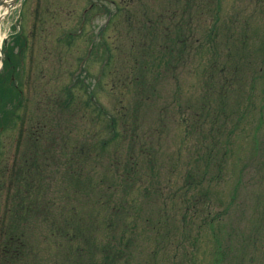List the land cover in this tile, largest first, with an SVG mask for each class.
I'll list each match as a JSON object with an SVG mask.
<instances>
[{"label": "rangeland", "instance_id": "rangeland-1", "mask_svg": "<svg viewBox=\"0 0 264 264\" xmlns=\"http://www.w3.org/2000/svg\"><path fill=\"white\" fill-rule=\"evenodd\" d=\"M190 2L192 10L188 0H23L2 19L0 177L5 167H11L14 157L27 149L28 131L44 95H58L67 101L66 88L73 87V100L54 111V125L62 135L55 142V163L46 170L45 178L36 179L38 189L29 198L37 197L39 203L54 202L55 207L36 214L21 212L17 215L22 218L19 225L15 213L6 216L11 228L28 233L29 250L20 264H105L109 252L104 248L111 242L123 249L120 264H264V83L257 81L255 91L250 90L251 79L264 62V0ZM167 11L172 19L158 24L159 15ZM216 11L217 22L213 23ZM211 31L214 43L231 48L227 51L231 59L242 67L244 84L239 93L245 97L250 94L254 106L231 122L228 133L218 136L219 143L228 150L227 165L218 181L207 184L209 195L202 199L214 208L212 217L218 214L216 218L220 219L201 228L195 222L183 226L180 219L169 216L166 229L170 234L162 237L147 222L149 216L160 214L158 194L149 197L144 190L129 192L124 187L108 191L109 186L120 184L110 167L114 153L122 158L134 144L122 142L121 134L110 139L108 118L98 119L85 106L89 105L91 91H95L109 108L121 96L130 106L140 107V137L154 127L164 132L156 154L157 169L146 164L152 179L148 188L169 184L181 189L186 174L197 173L193 170L196 151L200 145L202 150L212 136H201L200 142L182 122L185 111H195L200 99H208L211 46L202 49L198 45ZM184 32L193 33L201 43L194 44L193 52L178 61L176 50L183 46L177 43V37ZM23 45L22 55L11 53L9 57L7 48L16 53ZM174 47L175 52L170 53ZM5 58L12 64H6ZM129 71L152 86L142 90L135 79L125 88L114 90L115 77ZM100 73H104L102 79ZM216 79L222 83L218 73ZM17 84L22 95L14 89ZM238 94L236 86L232 93L236 105ZM213 101L209 100L212 106ZM109 111L111 116L113 111ZM85 113L89 117L83 121ZM95 132L98 138L92 140ZM87 138L93 141V154L81 161V170L73 172L67 168L68 160L75 146L92 142ZM153 139L156 141L157 135ZM104 142L106 147L102 146ZM136 151L134 146L132 152ZM201 164L205 166L207 161L201 160ZM207 169L217 170L212 164ZM13 192L0 188V221L9 208L21 211L22 204L17 208ZM104 192L107 200L102 206L97 199ZM192 193L197 195L199 189L194 188ZM22 201L27 200L24 197ZM115 201L123 204L124 211L114 214ZM176 201L183 208L176 213L181 217L185 205L180 197ZM63 207L66 213L60 211ZM130 209L136 212L133 218L126 217ZM169 210L174 213L176 208L170 204ZM197 210L199 219L208 211L203 204ZM65 214L72 217V226L81 235L72 242L54 228L55 221L65 223ZM113 215L116 220H112L121 225L117 233L112 232L114 225L109 227ZM171 237L182 243L179 250L176 244L167 243Z\"/></svg>", "mask_w": 264, "mask_h": 264}, {"label": "trees", "instance_id": "trees-1", "mask_svg": "<svg viewBox=\"0 0 264 264\" xmlns=\"http://www.w3.org/2000/svg\"><path fill=\"white\" fill-rule=\"evenodd\" d=\"M188 0L189 9L192 10V4ZM203 4V3H202ZM207 5L208 4H204ZM206 10V8H204ZM166 12L165 15H159L158 24L161 25V22L171 20V13ZM178 13L175 12L174 15ZM217 11L212 15V22H217ZM180 29V27H177ZM179 33L177 43L181 44L183 47L181 50H176L170 48L169 52H175L178 57V61H182L185 59V55L188 52L189 55L194 50V44H200L201 41L197 38L193 33L189 32L188 34ZM213 31L207 34V38L202 41L198 47H202L204 49L206 46H211L210 59L207 61L210 63L208 68L209 77L208 84L209 87V95L208 99H200L197 103L198 108L192 112L185 111L183 113V124H186V128L191 132V136H196L197 140L201 142V136L206 137V135H212L203 149L201 150V146H199L196 151V158L194 159L193 170H197V173H190L188 176L186 174L184 184L181 189L170 187V185L165 184L163 186L157 188H148V183L151 179V173L148 172L146 164L152 170L157 169L156 165V154L159 149V141L163 138V131L159 128L154 127L144 134V137H140L139 129L141 128L140 123V107L134 105L130 106L126 99H123L122 96L119 98L118 102L112 107H107L100 99L97 97L95 91H91L90 96L88 97L87 103L90 107L91 113H95L97 118L100 119L102 117L108 118V125L112 131L111 138H114L116 135H123L122 142L134 144L136 152L131 151L123 156L122 158L118 156V154L114 153V157L110 161V167L115 170L116 176L120 178V184L116 183L112 186H109L108 191L118 190L119 187H124L129 192H137L138 190H144L145 195L149 197H153L154 194L159 195V199L161 201L159 208V215L155 218L154 216H149L147 218L148 225L152 228L156 229L157 235H161L164 237L165 235H169V230L166 229L167 217L172 216L174 220L180 219V223L183 226H186L190 223L197 224L201 228L204 225H213L214 221H218L220 217L217 214L216 217H212V213L215 211L214 208L209 205L208 201H204L203 197H208V188L207 184L212 183L214 180L218 181L223 173L224 169L227 165L228 160V150L224 149V146L219 143L218 136L223 132V135L227 132V129L231 122L235 121L242 116L245 109L254 106V100L250 94L242 95L240 90L243 86L244 77L240 76L242 72V67L239 65V62L235 63L231 59L230 54L227 52L231 50V48H220L217 43H214L212 38ZM209 36V37H208ZM212 38V39H211ZM23 43V42H20ZM165 50V47H163ZM201 49V50H202ZM7 54L11 58L12 54H20L24 53V45L19 47L18 51L14 53V49L9 50L6 49ZM200 50V51H201ZM199 51V52H200ZM175 59V58H174ZM6 64H12L11 59L8 60L5 58ZM109 61V58L106 59L105 64ZM237 65V66H235ZM173 67V66H172ZM16 68L13 67L10 71H14ZM237 72V76L233 75L232 72ZM217 73L222 76L221 81L216 82ZM100 79L104 77V73H100L98 76ZM117 78V79H116ZM137 79L140 82V88L142 90H146L148 86H152L144 84V80H141V75L136 76L132 75L131 71L122 74V76H116L112 86L114 90L118 88H125L129 84ZM257 81H262L264 83V62L260 64L258 71L251 79V88L250 90L255 91V85ZM213 84V87H211ZM17 84L14 87L15 90L18 88V92L21 94V89ZM237 86V105L235 104L234 95H232L234 89ZM73 87L70 85L66 89L67 92V101L66 99H62L61 96L52 95L50 97H44L40 100V107H37V111H39L38 116H33L34 120L32 122V128L28 131V144L27 149L23 152L22 155L15 156L13 159V164L11 167H5L2 172L3 177L7 176V179L4 180L3 177H0V188L5 187V189H14L13 197L17 200V208L19 204H22L21 211L17 212V209L9 208L7 214L3 220L0 221V264H20L24 258L26 251L29 250L28 246V233L26 231H17V227L11 228L8 223H6L8 213H15V216L28 213V214H36L45 210L46 212L55 207L54 202L48 203H39L38 198L30 199V195L33 194L35 190L38 189V182L36 179H40L41 177L45 178L46 170L49 168H53L54 158H55V150L57 146H55V142L57 139L62 138L61 133H58L55 127V115L54 111L57 107L67 106L71 100H73ZM214 88V90L212 89ZM22 95V94H21ZM20 95V97H21ZM149 98V96H148ZM214 98V101L212 100ZM214 102V106H212L209 100ZM241 99H244L243 101ZM237 108V114H236ZM187 109H191V107H187ZM113 113L111 116L110 111ZM163 112V108L161 109ZM36 111V112H37ZM87 112V111H85ZM161 113V111H160ZM89 117V114L85 113L84 116H81L83 121ZM163 118V117H161ZM82 121V122H83ZM162 122V121H160ZM161 127L164 128V124L161 123ZM154 135H157L156 141L153 139ZM98 135L95 132L92 135V140L97 139ZM88 141H92L87 138ZM103 140V139H102ZM105 140V139H104ZM108 142V140H105ZM127 141V142H126ZM92 143L87 141L81 142L78 146H75L73 154L68 160L69 165L68 169L73 172L81 170L83 166H81V161L83 159H87L92 156L93 151L91 149ZM127 143V144H128ZM136 143V144H135ZM205 144V143H203ZM65 146V145H64ZM102 146L106 147L107 144L104 142ZM59 147V146H58ZM201 151V152H200ZM97 153V152H96ZM201 160L207 161L205 166H202ZM213 165L217 168L216 171L210 172L207 167ZM110 170V169H109ZM202 170V171H201ZM155 174V173H152ZM210 174L211 176L207 175ZM172 178V177H171ZM173 179H169V182H172ZM208 181V182H207ZM5 183V186H2V183ZM194 188L199 189V193L196 195L192 193ZM37 194V193H35ZM182 195V198H181ZM24 197L27 201L24 200ZM180 197L182 203L185 205V212L181 217H178L176 213L180 212L183 208L179 205H176V200ZM201 199V200H200ZM20 200V201H19ZM107 198L105 197V192L98 196L97 203L99 205L104 206ZM172 204V207L176 208L174 213H171L169 210V205ZM203 204L204 207L207 208V214L203 215L199 219L197 208ZM125 207L121 202L115 201L113 204V212L117 214V212L124 211ZM61 212L66 213L67 209L63 207ZM22 212V213H21ZM136 212H132L131 209L126 213V217L133 218L135 217ZM21 216V215H20ZM189 218V220H188ZM116 220V216L113 215L110 217L111 224L109 227H113L112 232L117 233V228L121 225L116 223L113 220ZM190 219L192 222H190ZM19 220L22 218L16 219V223L19 225ZM65 223L61 221H55L54 228L57 233H60V236L68 239L69 242L77 240L81 238L80 232L77 231L72 226V217H68L65 214ZM4 222V223H2ZM197 238H194L195 242ZM164 240H160V245L162 246ZM132 243V239L127 241L126 246L129 249L130 244ZM167 243L176 244V248L179 250L182 247V243L177 241L176 238L171 237ZM82 250L81 248H79ZM122 248H118L115 242L109 243L104 250L107 256V262L105 264H120L123 260V255L120 254ZM123 250V249H122ZM119 251V252H116ZM105 253V252H103ZM82 255V254H81ZM78 261V260H77ZM69 263H73L71 261H67ZM61 264H67L66 262H62ZM90 264H97L96 262H91ZM102 264V263H99Z\"/></svg>", "mask_w": 264, "mask_h": 264}, {"label": "bare ground", "instance_id": "bare-ground-1", "mask_svg": "<svg viewBox=\"0 0 264 264\" xmlns=\"http://www.w3.org/2000/svg\"><path fill=\"white\" fill-rule=\"evenodd\" d=\"M1 42H2V36L0 35V45H1Z\"/></svg>", "mask_w": 264, "mask_h": 264}, {"label": "water", "instance_id": "water-1", "mask_svg": "<svg viewBox=\"0 0 264 264\" xmlns=\"http://www.w3.org/2000/svg\"><path fill=\"white\" fill-rule=\"evenodd\" d=\"M12 3H15V1H13ZM0 59H1V56H0Z\"/></svg>", "mask_w": 264, "mask_h": 264}]
</instances>
